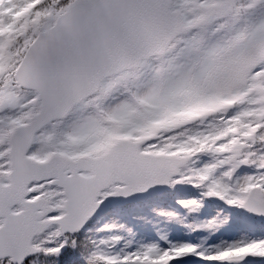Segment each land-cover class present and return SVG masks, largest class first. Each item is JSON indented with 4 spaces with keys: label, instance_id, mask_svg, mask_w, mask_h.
I'll return each mask as SVG.
<instances>
[{
    "label": "snow or ice",
    "instance_id": "6c2138e0",
    "mask_svg": "<svg viewBox=\"0 0 264 264\" xmlns=\"http://www.w3.org/2000/svg\"><path fill=\"white\" fill-rule=\"evenodd\" d=\"M0 264H264V0H0Z\"/></svg>",
    "mask_w": 264,
    "mask_h": 264
}]
</instances>
